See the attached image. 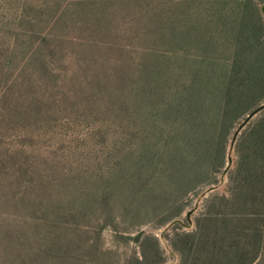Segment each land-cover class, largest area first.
Returning a JSON list of instances; mask_svg holds the SVG:
<instances>
[{"label": "rangeland", "instance_id": "1", "mask_svg": "<svg viewBox=\"0 0 264 264\" xmlns=\"http://www.w3.org/2000/svg\"><path fill=\"white\" fill-rule=\"evenodd\" d=\"M261 3L0 0V264H154L157 248L178 264L173 243L221 264L211 250L246 247L221 221L193 249L194 227H173L172 261L149 230L217 182V144L264 100L232 66L262 78Z\"/></svg>", "mask_w": 264, "mask_h": 264}, {"label": "trees", "instance_id": "2", "mask_svg": "<svg viewBox=\"0 0 264 264\" xmlns=\"http://www.w3.org/2000/svg\"><path fill=\"white\" fill-rule=\"evenodd\" d=\"M262 29L264 30V27ZM232 66L235 72L243 73L247 80L255 76L252 80L254 86L261 89L258 97H264V64L258 66L262 68L260 80L254 62L248 61L247 58L233 62ZM222 138V141L217 144L215 157V159L219 158L220 164H223L225 159L227 136H222ZM235 151L237 158L234 168L228 174L226 190L220 194L209 195L205 199L203 212L196 219L194 228L186 233L190 243L188 248L196 247L198 240L205 241L210 238V229L206 223L221 221L223 223L216 231L220 239L228 235L235 239L248 238L247 245L246 247L236 245L231 252L222 251L220 246L210 252L216 253L221 258L219 261L221 264H253L262 252L261 241L264 238V110L248 125L246 130L242 131L236 142ZM245 218L258 223L260 221V224L258 227L250 228L248 223L243 225L246 222ZM228 221L232 224L231 228H229ZM248 232H251L250 235L247 234ZM142 233L141 230L137 235ZM154 240L157 245V239L154 238ZM173 246L181 254L178 264H187L191 259L188 258V254L184 253V247L180 248L174 243ZM189 254L191 257L194 256L193 253ZM155 255L158 260L154 264H159L162 261L159 248Z\"/></svg>", "mask_w": 264, "mask_h": 264}, {"label": "water", "instance_id": "3", "mask_svg": "<svg viewBox=\"0 0 264 264\" xmlns=\"http://www.w3.org/2000/svg\"><path fill=\"white\" fill-rule=\"evenodd\" d=\"M262 3L260 5V11L264 15V0H261ZM264 110V100L259 103L257 106L252 108L250 111H248L245 116L241 119V121L236 125L234 128L231 137L229 139L228 145H227V151H226V161L225 164L219 173L218 180L215 183H211L207 186H205L196 196L193 204L191 207L186 209L184 211V217H175L171 220H169L165 225H163L161 228L156 230H149L150 232L154 233L155 236L159 238L161 243L163 244V247L167 250V252L173 257L172 261H175L177 258L176 252L171 249L168 240L165 237V234L169 233V231L173 227L181 228L182 230H190L194 227V219L193 216L197 212V210L200 208L201 203L205 198H207L211 193L216 191H224L226 187L228 172L233 166L234 159H233V150L235 148V144L237 142V139L239 135L241 134L242 130L246 127L250 121L255 118L259 113H261ZM171 261V262H172ZM169 264V263H166Z\"/></svg>", "mask_w": 264, "mask_h": 264}]
</instances>
